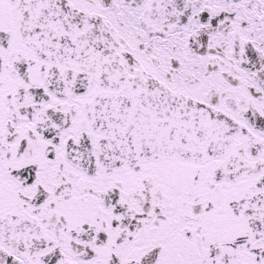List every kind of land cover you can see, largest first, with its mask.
I'll return each mask as SVG.
<instances>
[{
	"label": "snow or ice",
	"instance_id": "6c2138e0",
	"mask_svg": "<svg viewBox=\"0 0 264 264\" xmlns=\"http://www.w3.org/2000/svg\"><path fill=\"white\" fill-rule=\"evenodd\" d=\"M0 264H264V0H0Z\"/></svg>",
	"mask_w": 264,
	"mask_h": 264
}]
</instances>
